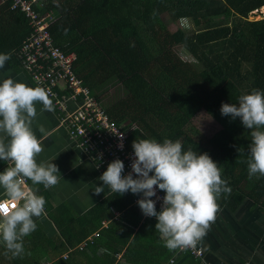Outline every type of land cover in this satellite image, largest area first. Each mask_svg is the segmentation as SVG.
Segmentation results:
<instances>
[{
	"label": "trees",
	"instance_id": "obj_1",
	"mask_svg": "<svg viewBox=\"0 0 264 264\" xmlns=\"http://www.w3.org/2000/svg\"><path fill=\"white\" fill-rule=\"evenodd\" d=\"M48 1L39 11H51L54 44L75 53L73 70L83 86L99 101L96 91L106 82L126 90L104 111L130 131V149L135 139L180 140L221 168L231 193L221 194L219 209L248 198L264 211V176L250 179L247 171L251 130L220 112L222 103L236 104L253 88L264 91V18L248 20L252 11L264 10V0ZM8 11L9 50L16 57L30 29L23 14ZM165 14L178 24L175 31L165 25ZM188 20L193 29L184 25ZM199 111L221 128L204 141L188 129Z\"/></svg>",
	"mask_w": 264,
	"mask_h": 264
},
{
	"label": "clouds",
	"instance_id": "obj_2",
	"mask_svg": "<svg viewBox=\"0 0 264 264\" xmlns=\"http://www.w3.org/2000/svg\"><path fill=\"white\" fill-rule=\"evenodd\" d=\"M8 59L9 54H0V68ZM37 104L43 106L41 111H54L45 88L28 86L11 76L0 81V160L7 162L0 171V243L14 257L24 252L23 238L36 229L34 218L45 215V198L26 181L49 189L61 179L57 165L51 162L55 157L37 160L43 151L32 128ZM220 112L238 117L244 128L251 130L248 177L264 176V91L253 88L240 95L236 104L222 103ZM39 131L45 132L42 125ZM132 149L131 172L124 175L123 162L112 160L99 177L103 185L96 186L94 192L100 194L107 186L113 194L142 193L136 203L145 216L155 217V230L164 246L169 250L195 247L220 210L218 198L231 193L221 168L207 153L198 154L191 147L185 150L180 140L135 139ZM157 188L164 192L160 211L150 199Z\"/></svg>",
	"mask_w": 264,
	"mask_h": 264
},
{
	"label": "crops",
	"instance_id": "obj_3",
	"mask_svg": "<svg viewBox=\"0 0 264 264\" xmlns=\"http://www.w3.org/2000/svg\"><path fill=\"white\" fill-rule=\"evenodd\" d=\"M48 2L37 4V10ZM6 4L7 0H0V54L7 53L10 59L0 68V81L11 76L32 87L31 78L9 50L12 20L8 10L12 9ZM42 107L36 105L32 124L43 147L37 160L55 157L51 162L61 179L49 189L26 181L45 198V215L34 218L37 227L23 238L21 255L14 257L0 243V264H199L178 248L164 246L155 230L156 220L148 219L155 217L145 216L136 203L142 193L113 194L104 186V192L96 194L95 187L103 185L102 172L69 139L56 110L41 111ZM41 125L44 133L39 131ZM6 167L7 162L0 160V171ZM198 243L210 264H264V211L248 198L235 207L223 206Z\"/></svg>",
	"mask_w": 264,
	"mask_h": 264
},
{
	"label": "built area",
	"instance_id": "obj_4",
	"mask_svg": "<svg viewBox=\"0 0 264 264\" xmlns=\"http://www.w3.org/2000/svg\"><path fill=\"white\" fill-rule=\"evenodd\" d=\"M44 1L10 0V8L25 16L30 29L16 52L20 68L31 78L32 87L39 85L50 92L60 125L67 129L69 139L87 155L93 166L103 173L109 162L119 158L124 164L123 174L127 175L134 159L127 143L130 131H122V127L113 123L94 93L83 86L73 70L75 54L66 53L54 44L49 31L52 15L41 14L36 7ZM135 129L136 126L131 131ZM132 175L135 178L136 174ZM163 195L164 192L157 188L156 196L150 197L157 211L161 209ZM141 198L142 194L138 199ZM86 242L79 248L83 249ZM178 252L190 255L199 264H210L204 260L199 243L193 248H178Z\"/></svg>",
	"mask_w": 264,
	"mask_h": 264
},
{
	"label": "rangeland",
	"instance_id": "obj_5",
	"mask_svg": "<svg viewBox=\"0 0 264 264\" xmlns=\"http://www.w3.org/2000/svg\"><path fill=\"white\" fill-rule=\"evenodd\" d=\"M261 18H264V10L262 7L258 10L252 11L248 17V20H260ZM164 23L168 26L170 31H175L178 27V24L172 23L170 21L167 14L164 15ZM184 25L188 27V29H193L190 20L185 21ZM96 93L100 97L101 105L105 109L110 106L111 103L117 102L127 94L126 90H124L123 87L114 80L102 84ZM189 124V134L195 141H204L210 139L221 129L219 125L203 111H199V113H197V115L190 121Z\"/></svg>",
	"mask_w": 264,
	"mask_h": 264
}]
</instances>
